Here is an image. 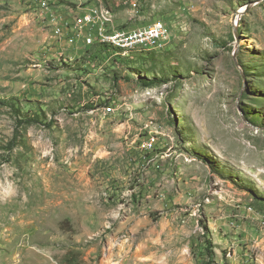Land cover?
<instances>
[{"label": "rangeland", "instance_id": "rangeland-1", "mask_svg": "<svg viewBox=\"0 0 264 264\" xmlns=\"http://www.w3.org/2000/svg\"><path fill=\"white\" fill-rule=\"evenodd\" d=\"M54 2L0 0V264H264V0Z\"/></svg>", "mask_w": 264, "mask_h": 264}, {"label": "built area", "instance_id": "built-area-1", "mask_svg": "<svg viewBox=\"0 0 264 264\" xmlns=\"http://www.w3.org/2000/svg\"><path fill=\"white\" fill-rule=\"evenodd\" d=\"M58 1L55 0L54 5H49L52 13L60 11ZM43 3H45V0H43ZM60 24H62V39L74 44L77 38L80 37H83L86 43L103 38L126 41L129 44L151 43L153 46L171 42V26L162 20L138 27H116L114 21L113 24H105L99 21L96 15H89L86 10L85 16H83V25L80 28H73V22L64 21L61 18ZM111 56L113 54L109 53L105 59L108 61ZM153 145L154 138L152 137L143 146L150 149Z\"/></svg>", "mask_w": 264, "mask_h": 264}, {"label": "bare ground", "instance_id": "bare-ground-1", "mask_svg": "<svg viewBox=\"0 0 264 264\" xmlns=\"http://www.w3.org/2000/svg\"><path fill=\"white\" fill-rule=\"evenodd\" d=\"M110 39V38H109ZM116 46L124 48L126 51L133 49V48H143V49H160L162 44L158 46H153L151 43H141V44H129L126 41H114V39H110ZM141 51V50H140Z\"/></svg>", "mask_w": 264, "mask_h": 264}, {"label": "crops", "instance_id": "crops-1", "mask_svg": "<svg viewBox=\"0 0 264 264\" xmlns=\"http://www.w3.org/2000/svg\"><path fill=\"white\" fill-rule=\"evenodd\" d=\"M89 9V8H88ZM85 11L87 9H84ZM82 11H77L76 9H61L60 11H56V13L60 16L61 19H63L64 21H68V22H74V18H75V15L77 13H81ZM75 23V22H74ZM110 44V43H109ZM112 45V44H111ZM114 47V46H113ZM117 48L114 47V50H116ZM117 51V50H116ZM103 52L105 54H109L110 53V50H103ZM102 52V53H103ZM115 52V51H114ZM118 59V58H117ZM113 62V61H112Z\"/></svg>", "mask_w": 264, "mask_h": 264}, {"label": "trees", "instance_id": "trees-1", "mask_svg": "<svg viewBox=\"0 0 264 264\" xmlns=\"http://www.w3.org/2000/svg\"><path fill=\"white\" fill-rule=\"evenodd\" d=\"M100 45H103V44H100ZM32 122H34L32 119H19L18 120L19 125H23L25 123H32ZM14 145H15V140L13 138L8 144L9 149H12Z\"/></svg>", "mask_w": 264, "mask_h": 264}]
</instances>
